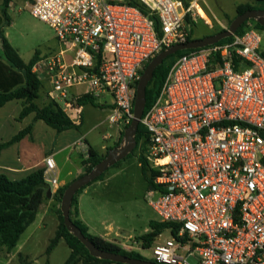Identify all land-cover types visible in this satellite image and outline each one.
Returning a JSON list of instances; mask_svg holds the SVG:
<instances>
[{
  "label": "built area",
  "instance_id": "built-area-1",
  "mask_svg": "<svg viewBox=\"0 0 264 264\" xmlns=\"http://www.w3.org/2000/svg\"><path fill=\"white\" fill-rule=\"evenodd\" d=\"M30 0L60 50L33 72L76 126L83 96L111 99V128L134 117L136 83L164 49L186 43L201 0ZM206 14V13H205ZM160 25L159 36L156 20ZM205 20V18H203ZM205 21H208L207 19ZM147 201L167 225L149 249L156 264H264V56L254 26L179 57L143 116ZM89 156L84 138L75 143ZM44 180L60 188L53 156ZM167 233L168 237L161 240ZM125 248V247H123Z\"/></svg>",
  "mask_w": 264,
  "mask_h": 264
},
{
  "label": "rangeland",
  "instance_id": "rangeland-1",
  "mask_svg": "<svg viewBox=\"0 0 264 264\" xmlns=\"http://www.w3.org/2000/svg\"><path fill=\"white\" fill-rule=\"evenodd\" d=\"M249 4H252L258 10H264V3ZM29 5L30 0H13L9 10L11 24L9 26L5 25L2 29L12 47L19 51L25 63L30 62L36 52L45 57H50L57 54L60 50L54 30L47 24L34 18L30 13ZM200 5L206 10L204 3H200ZM234 14L236 15L237 13L234 12ZM205 20L197 18V21H193L194 25H185L193 40H201L216 35L221 30L228 29L232 18L230 16H223L220 22L211 18H208V21ZM255 22L252 20L249 24L254 25ZM260 36L261 52L264 54V31H260ZM47 100L50 101V98ZM102 101H105L107 104L105 105L103 102L96 101L95 105L89 104L86 107V113L91 117L84 129L85 132L90 130L88 135H86V139L95 150L100 151L103 146L106 147L100 152L102 156L106 157L109 148L113 149L118 144H122L124 137L121 138V132L125 131L127 124H125V120L121 119L117 122V125L114 124L111 128L109 120L113 114L111 99L104 96ZM47 102L37 101V104L43 107L44 103L48 104ZM7 112L9 110L4 111L3 115L7 116ZM41 124L44 129L47 128L49 130L50 135L46 134L44 137L41 130L39 133L36 131L37 136L35 139L37 141L44 140V145L47 146L46 150L51 148V146L53 147L56 142L58 144L60 141H64L65 138L71 137L75 139L82 136L78 131H70L67 134L59 135L44 122H41ZM74 148L76 149L77 147ZM50 154L48 152L47 156ZM66 155V153H62L56 157L57 162L63 167L62 179L65 185L78 179L84 173L83 162L87 159L84 154L76 155L75 158L71 155L73 163H65ZM141 155H143V150H141L139 145L138 150L129 158L121 161L117 166L110 168L102 180L96 181L83 189L78 194L77 202H79V209L83 220L90 227L92 235H103L104 238L102 239L106 242L113 243L126 252L138 253L147 260H150L151 251L149 249L158 241L159 234L154 237L151 243L152 246L150 245L151 247L148 246V241L144 240L143 237L154 231L158 232L152 223L158 224L159 217L147 201L146 196L149 184L139 162ZM42 167L43 165L41 164L36 170L42 169ZM55 202L57 207L54 210L55 219L48 220L45 226L46 229H43L41 234L33 240L32 244L34 245L31 244L32 258L21 256L13 259L9 264H65L71 251L64 240L58 242L52 254H47L50 243L56 236L60 226L58 210L61 207V203L56 200ZM71 211L73 218L77 220L76 208L71 209ZM31 230L32 228L25 233L23 239L29 235ZM167 237L168 234L165 233L161 240ZM79 264H83V259H80Z\"/></svg>",
  "mask_w": 264,
  "mask_h": 264
},
{
  "label": "trees",
  "instance_id": "trees-1",
  "mask_svg": "<svg viewBox=\"0 0 264 264\" xmlns=\"http://www.w3.org/2000/svg\"><path fill=\"white\" fill-rule=\"evenodd\" d=\"M127 1L129 4L139 8L143 13L147 14V10L145 9V7L137 0ZM181 1H183L184 4L188 6L190 0ZM255 1L258 4L264 3V0ZM12 2L13 0H0V49L3 52V55H0V109L11 101L19 100L23 102V109L19 117L20 119H24L31 114H35L36 121H43L47 126L54 129L58 133L77 129L78 127H76L71 122V120L63 112L61 106L54 100H50L48 104L43 107H40L37 104V101L40 98L41 90L43 88V82L39 79L38 75L33 72V69L36 63L39 61L40 54L39 52H36L30 62L25 63L19 55L18 51L12 47V45L7 39V36L2 30L5 25L9 26L11 24L9 10ZM255 9L257 8L252 5L241 4L237 6L236 13L237 15H242L248 10ZM234 19L230 21V24ZM155 20L157 26L156 29L160 36V25L156 18ZM249 22L251 21H247L246 23H244L235 35L238 36L244 34L248 27L252 26L249 24ZM185 23L187 26L194 25L193 20L190 16L186 17ZM253 26L259 32L264 31V27H262L258 22H255ZM222 31L224 30H221L220 32ZM232 38L233 36L220 41L216 45H221L225 42L231 41ZM191 41L194 40L191 36H189L187 39V43ZM195 51L198 50L180 51L177 54L168 57L162 65L156 68L153 79L149 83L146 90V109L144 115L148 112V110L158 98L166 80V77L168 76V73L172 68L173 64L176 62V60L183 55ZM137 85L138 83H136V86ZM79 103L82 105H95V101L89 96L81 97L79 99ZM130 123L125 126V129L130 125ZM31 131L32 126H29L25 130L21 131L10 141L1 144L0 151L20 142L28 134H30ZM123 137L124 131L121 132V138ZM147 139L148 131L144 127V125L140 123L136 135L137 147L135 151L138 150L140 145L141 150H143L144 152L147 145ZM118 146L119 144L116 147ZM116 147H113V149ZM110 150H112V148H109L108 152ZM133 153H131L127 158H129ZM104 158L105 156L100 155L90 147L89 156L83 162L84 173L80 175V177L91 172ZM139 162L143 170L144 176L148 181L149 189L153 186V183L152 179L148 176L146 162L143 155L139 157ZM119 163H117L115 166H117ZM104 176L105 173L96 181L102 180ZM72 182L68 183L63 188L58 189V191L53 195V198L59 203H61L64 192ZM82 190L78 191V193L74 197L72 209L77 207V197L78 194L82 192ZM51 197L52 190L51 187L44 180L43 168L35 170L27 177L21 180H11L5 174L0 175V248L5 247L6 250L9 252L14 250L17 247L21 237L28 229V227L33 224V222L36 220L40 206L44 203V201ZM58 214L60 226L56 236L54 237V239H52L50 246L47 250L48 255L52 254L60 240H64V242L71 251V254L66 260L65 264H79L80 259H83V264H113L110 261H104L92 257L86 247L79 241V239L72 235L66 228L61 208L58 210ZM71 219L73 223L80 228L84 236L87 237L100 250L113 254L123 255L133 259H140L152 262L151 260H147L138 253L126 252L121 247L113 243L106 242L104 239L98 236L90 234L88 227L82 221L78 219L75 220L73 218L72 211ZM152 225L157 229L158 232L154 231L153 233L147 234L143 237L144 240L148 241L149 247L152 246L151 243L154 240V237L158 234H161L159 232H164L167 228V225L165 224H157L154 222L152 223Z\"/></svg>",
  "mask_w": 264,
  "mask_h": 264
},
{
  "label": "crops",
  "instance_id": "crops-1",
  "mask_svg": "<svg viewBox=\"0 0 264 264\" xmlns=\"http://www.w3.org/2000/svg\"><path fill=\"white\" fill-rule=\"evenodd\" d=\"M201 3L205 4L206 10L205 13L208 18L214 19L216 21L220 22L221 17L223 16H230L232 19L236 17V15L233 13L236 12V8L238 5L241 4H249V3H256L255 0H201ZM213 3V5H212ZM233 3V4H232ZM252 5V4H249ZM207 25V23H205ZM19 53V51H18ZM0 55H3L2 50L0 49ZM20 55V53H19ZM48 57H45L43 55H40V59H45ZM43 82V81H42ZM50 91V85L45 82H43V88L40 93V98L38 101H44L47 102ZM51 100V98H50ZM96 102V101H95ZM48 103V102H47ZM101 104V103H99ZM46 104L44 103V106ZM89 104L84 105V113H83V122L80 127H78L75 130H69L60 134H67L70 131H78L82 134L81 137L72 139L71 137L65 138L64 141H60V143L54 144L53 147L46 150L47 146L44 145L43 141H37L35 137L37 136V133L41 130L44 134V137L46 134L50 135V132L47 128L44 129L42 127L43 125L41 122L43 121H36L35 120V114H31L28 117L24 119H20V114L23 109V102L19 100L11 101L7 103L4 107L0 109V145L3 143H6L10 141L14 136H16L21 131L25 130L29 126H32V131L30 134H28L24 139H22L20 142L10 146L9 148H5L0 151V175L5 174L7 175L11 180H21L25 177H27L29 174L34 172L39 165H44V161L47 157L53 156L58 168V175L60 179V188L64 187V180L62 179V165L59 164L56 160L57 155L66 153L65 157V163H73L71 155L75 158V156H79L80 149L75 147V143L81 139L84 138L86 144L88 147L94 149L91 144L86 139V135H88V132H85L84 127L86 126L87 122L90 121L89 114L86 113V107ZM99 106V105H98ZM100 107V106H99ZM10 108V109H9ZM9 110L7 112V116L3 115V112ZM94 111V109H92ZM3 116V118H2ZM18 124V126H16ZM43 128V129H42ZM54 130V129H53ZM83 131V132H82ZM116 134V133H115ZM58 138V135H57ZM106 147L103 146L101 150H95L97 153L101 155L100 152L104 150ZM51 153L47 156V153ZM64 184V185H63ZM67 185V184H66ZM59 188V189H60ZM52 197L48 198L44 203L40 206L36 220L31 224L26 232L32 228L29 235L23 239V236L21 237L17 247L12 251H7L5 247L0 248V264H9L13 259H16L18 257L23 256L24 258H32L33 252H32V244L33 240L41 234V231L43 229H46V222L48 220H54L55 219V211L57 209L55 199L53 198V195L58 191V189L52 188ZM77 212V219L82 221L89 229V232L91 234L90 227L84 222L82 214L79 209V202L76 207ZM99 236L101 238H104L103 235H94ZM32 244V245H31ZM16 250V251H15Z\"/></svg>",
  "mask_w": 264,
  "mask_h": 264
},
{
  "label": "water",
  "instance_id": "water-1",
  "mask_svg": "<svg viewBox=\"0 0 264 264\" xmlns=\"http://www.w3.org/2000/svg\"><path fill=\"white\" fill-rule=\"evenodd\" d=\"M252 20L258 22L262 27H264V10H248L242 15H237V17L231 22L228 29L201 40L176 44L160 52L147 65L137 85L136 99L134 104V117L130 125L124 131V139L122 144L110 150L107 156L91 172L73 181L64 192L61 200L60 208L66 228L72 235L79 239V241L86 247L92 257L104 261H110L115 264H156L145 260L133 259L123 255L105 252L97 248L87 237L84 236L80 228L77 227L71 219V209L74 197L78 191L94 183L110 168L125 160L131 153L135 151L137 147V131L146 109V90L149 83L153 79L154 72L157 67L162 65L168 57L175 55L180 51L199 50L214 46L220 41L234 36L244 23Z\"/></svg>",
  "mask_w": 264,
  "mask_h": 264
},
{
  "label": "bare ground",
  "instance_id": "bare-ground-1",
  "mask_svg": "<svg viewBox=\"0 0 264 264\" xmlns=\"http://www.w3.org/2000/svg\"><path fill=\"white\" fill-rule=\"evenodd\" d=\"M199 13H200V15H201L203 18L208 19V18H207V15L205 14V12H204L201 8L199 9Z\"/></svg>",
  "mask_w": 264,
  "mask_h": 264
}]
</instances>
